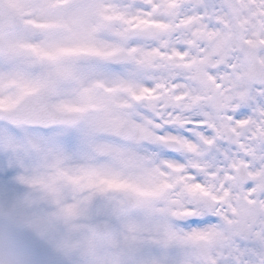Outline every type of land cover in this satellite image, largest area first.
Masks as SVG:
<instances>
[{
  "label": "snow or ice",
  "instance_id": "6c2138e0",
  "mask_svg": "<svg viewBox=\"0 0 264 264\" xmlns=\"http://www.w3.org/2000/svg\"><path fill=\"white\" fill-rule=\"evenodd\" d=\"M155 47L146 95L132 114L151 135L125 143L122 156L152 194L137 201L136 212L109 210L113 225L134 217L144 236L126 245L128 253L140 249L139 257L121 264H264V0H177L170 31ZM21 135L11 119H0V219L51 256L32 264H70L53 252L47 233L37 240L16 223L37 230L57 224L21 196ZM55 138L73 149L96 137L79 126ZM168 237L174 246L166 249Z\"/></svg>",
  "mask_w": 264,
  "mask_h": 264
},
{
  "label": "rangeland",
  "instance_id": "374dc122",
  "mask_svg": "<svg viewBox=\"0 0 264 264\" xmlns=\"http://www.w3.org/2000/svg\"><path fill=\"white\" fill-rule=\"evenodd\" d=\"M11 7L15 8L17 11L25 13L28 11L29 2L25 0H5ZM51 0H49V3ZM83 3L89 4L91 2H97L100 4V0H82ZM106 4H110L109 0H105ZM148 2L151 5L150 11H145L141 6V3ZM172 0H127L122 3V6L126 7L124 11L109 10L105 12L101 7L91 8L89 5L85 7V12L80 11L78 13L79 17L82 18L81 28L88 30V23L92 22L91 29L95 30L97 22V35H93L89 32L90 37H81L86 40H94V43H87L88 45L95 46L97 44V54L99 56H104L103 51L110 52L114 50L115 38L111 35L106 36L104 30H99V24L106 23V19L109 20L110 17H117L118 21L123 23L122 27L118 26L117 22L113 23L116 25L115 28H119L118 32L115 33L119 37L121 36L122 30L127 27H137L146 28L149 27L153 30L156 35V39H159V44H162L169 31L174 16V10L171 7ZM13 5V6H12ZM68 9H73V1L68 5ZM79 11V8H77ZM117 9V8H116ZM91 13L92 18L89 21H85L83 14ZM101 15L103 22H99L97 15ZM75 13H69L62 18V20L55 21L52 16L49 17L45 25H49L52 22L58 25L61 29L65 25L73 22ZM99 15V16H100ZM34 21L39 20V15L36 13L32 15ZM27 22V18L24 19ZM111 23V22H110ZM150 25V26H149ZM44 31L49 32L48 29ZM51 31H53L51 29ZM89 31V30H88ZM58 33L49 32L46 36V40L43 37V43L48 42L51 47L37 46L35 41L36 32L33 29L26 28L22 33L16 34L7 41V48L10 51L4 57H0V106L10 107L14 99L18 98L15 96L17 93L19 95H25L30 92H34L39 88L45 86L46 77H43L45 71L38 70L30 74V68L34 67V61L44 60L47 66L50 62L57 60L61 54L68 53L77 55L79 49L86 51V48H82V45H73L70 40L67 43L64 42V38L59 40L63 42V49L55 50L58 53L54 54V46ZM37 36H42L41 32L37 33ZM31 44L35 46L39 51L33 54H23L19 53L21 47H30ZM136 45L128 48L129 50L140 51ZM123 48V47H122ZM153 49H150L152 52ZM63 51L61 54L60 52ZM60 54V55H59ZM79 54V53H78ZM58 56V57H57ZM84 57V56H83ZM83 57H80L81 59ZM85 57L90 58L87 53ZM107 58V56H104ZM102 57V58H104ZM93 57H91L92 59ZM145 63H136L132 68L135 69L134 73L139 79L133 77L129 78H117L112 81L114 86L119 85L121 92L114 98L119 100L124 98L128 94L125 89H129L130 94L138 90H143L141 94H145L143 75L145 70L152 65L154 60L151 62L148 60V51H145ZM38 64V62H37ZM90 66V65H88ZM145 66V68H144ZM75 67V66H74ZM72 68L70 71V79L66 83H62L57 87V96H62V98L57 100L59 108H72L69 104H66L67 97L63 96H91V103L86 104L97 108V92L93 89L92 83L88 82V78L82 80L79 79L78 74L86 75L90 67H84L78 70V67ZM79 71V72H78ZM91 71H93L91 69ZM64 70L59 72L63 74ZM36 74V75H33ZM112 76H107L105 83H109ZM128 79V80H123ZM84 82V83H81ZM132 82L130 87H125ZM141 82L143 86L141 85ZM74 85L80 92L70 91L69 86ZM106 85V84H104ZM105 87V86H104ZM68 89L69 91H66ZM106 93V92H104ZM113 91L106 93V96H113ZM103 96V95H102ZM64 99V100H63ZM18 100V99H17ZM16 100V101H17ZM117 103L108 101H100L99 107L102 110L99 119L101 121H106V124L110 126L111 124L116 125L123 118L124 114L117 111ZM88 119L94 121L92 127H84L90 130L95 135V139L90 140L87 144L78 142L77 146L73 149H68L66 145L61 143L55 137L63 135L62 132H57L53 136H42L35 133H24L20 138L23 141H19V147L25 153L26 163H25V173L24 180L21 181V186L23 191L21 196L32 206L39 210L40 214L52 215L56 217L57 224L51 229L37 230L35 227L31 226L26 220L18 219L17 224L22 228L31 232L37 240H43L45 237L41 234V231L47 233L48 240H54L53 252L56 253L60 258L68 253L70 264L76 257L78 258L77 264H114L112 260L113 246L110 242H95L90 241L86 235V222L87 215L86 209L90 204V201L94 195L102 190H109L114 187L115 179L113 178L112 170L117 169H127L122 157L113 156V153L119 151L108 144V138L97 140V132H108L111 129H97V116L86 115ZM99 130V131H97ZM4 140L0 138V146H3ZM97 153L103 156L101 162L97 161ZM122 155L124 153H121ZM104 174V176H101ZM104 177H107L105 179ZM118 179V178H117ZM121 180L123 184L129 185L128 178L125 173L121 174ZM85 207V215L84 214ZM51 234V239H50Z\"/></svg>",
  "mask_w": 264,
  "mask_h": 264
},
{
  "label": "clouds",
  "instance_id": "9594fccd",
  "mask_svg": "<svg viewBox=\"0 0 264 264\" xmlns=\"http://www.w3.org/2000/svg\"><path fill=\"white\" fill-rule=\"evenodd\" d=\"M51 256L33 247V241L6 220L0 219V264H32V260Z\"/></svg>",
  "mask_w": 264,
  "mask_h": 264
},
{
  "label": "bare ground",
  "instance_id": "6f19581e",
  "mask_svg": "<svg viewBox=\"0 0 264 264\" xmlns=\"http://www.w3.org/2000/svg\"><path fill=\"white\" fill-rule=\"evenodd\" d=\"M102 2L104 3V5H103V3H100V4H98V7H101L104 10H110V9H112V7H110L109 5H107L103 0H102ZM176 2H177V0H176ZM111 29L114 30V28H112L111 26H107L104 31H108L110 33Z\"/></svg>",
  "mask_w": 264,
  "mask_h": 264
},
{
  "label": "water",
  "instance_id": "95a60500",
  "mask_svg": "<svg viewBox=\"0 0 264 264\" xmlns=\"http://www.w3.org/2000/svg\"><path fill=\"white\" fill-rule=\"evenodd\" d=\"M41 96H46V93H43ZM107 227H108V230L111 231L112 225L109 226V224H108Z\"/></svg>",
  "mask_w": 264,
  "mask_h": 264
}]
</instances>
